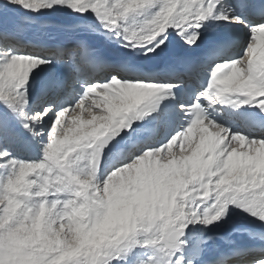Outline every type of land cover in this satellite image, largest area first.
I'll use <instances>...</instances> for the list:
<instances>
[{
	"label": "snow or ice",
	"instance_id": "obj_1",
	"mask_svg": "<svg viewBox=\"0 0 264 264\" xmlns=\"http://www.w3.org/2000/svg\"><path fill=\"white\" fill-rule=\"evenodd\" d=\"M0 264H264V0H0Z\"/></svg>",
	"mask_w": 264,
	"mask_h": 264
},
{
	"label": "rangeland",
	"instance_id": "obj_2",
	"mask_svg": "<svg viewBox=\"0 0 264 264\" xmlns=\"http://www.w3.org/2000/svg\"><path fill=\"white\" fill-rule=\"evenodd\" d=\"M29 15L35 16V17H51L53 18L54 22H67L71 19H75V17L77 16L76 13H72L71 11H52L50 9H42L40 12H34V13H28ZM259 43V41H258ZM21 154V152H20ZM21 156V155H20ZM23 158H26V155H23ZM236 214V217L238 218V220L242 221V223L249 221L250 223H252V217L250 216V218H248L249 220L240 218L243 217L244 214H246V212L240 208H235L234 209ZM237 210V211H236ZM242 213V214H241ZM242 216H241V215ZM239 215V216H238Z\"/></svg>",
	"mask_w": 264,
	"mask_h": 264
},
{
	"label": "bare ground",
	"instance_id": "obj_3",
	"mask_svg": "<svg viewBox=\"0 0 264 264\" xmlns=\"http://www.w3.org/2000/svg\"><path fill=\"white\" fill-rule=\"evenodd\" d=\"M37 18H39V19H41V20H49V21H53V18H51V17H37ZM75 19H71V20H69V21H74ZM259 43H260V41H259ZM20 152H21V154H20ZM19 155H26V158H29V157H34V156H38V153H37V151H36V148H35V146H32V147H30V148H24V149H20L19 150ZM235 211V210H234ZM237 211V210H236ZM242 212H243V210H242ZM235 213H237V212H235ZM242 214V213H241ZM240 214V215H241ZM239 216V215H238ZM242 216V215H241ZM240 218H242V220L243 219H246L247 218V220H249L248 218H250V215L246 212V214H244L243 215V217H240ZM238 219V218H237ZM240 221V220H239ZM240 222H242V221H240ZM244 224H252V223H250L249 221H247V223L246 222H244Z\"/></svg>",
	"mask_w": 264,
	"mask_h": 264
}]
</instances>
